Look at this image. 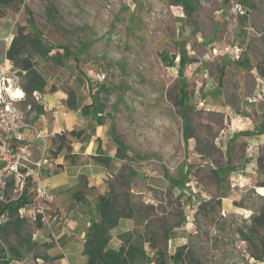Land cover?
<instances>
[{
  "label": "rangeland",
  "instance_id": "1",
  "mask_svg": "<svg viewBox=\"0 0 264 264\" xmlns=\"http://www.w3.org/2000/svg\"><path fill=\"white\" fill-rule=\"evenodd\" d=\"M0 12V53L17 25L31 29L30 18L34 31L54 47L55 60L32 55L45 88L25 95L20 105L29 129L19 142L44 161L41 182L59 183L45 198L37 195L35 182L23 188L31 203L18 211L17 227L0 235V264L2 256L13 264H38L48 248L66 257L53 233L60 209L69 221L77 214L73 220L82 219L65 228L67 249L79 256L96 197L107 193L126 210L127 202L134 222L124 232L129 240L120 233L109 243L142 249L137 264H160L158 253L161 264H172L179 247L188 257L185 264H264V227L254 221L264 207V162L261 168L257 162L264 159V93H246L248 109L234 97L238 83L246 92L253 78L264 84V0H22ZM232 40L244 48H236V63L222 61L212 49L231 48ZM62 48L71 56L63 57ZM58 90L65 96L51 100ZM222 90L228 109L218 101ZM240 114L243 119L236 120ZM41 118L46 126L39 130L34 122ZM57 130L82 133L69 140V160L52 145ZM29 131L36 147L23 140ZM40 132L43 139L36 138ZM95 135L86 155L75 154L76 143ZM98 155L120 160L105 168ZM52 194L55 204L49 202ZM18 196L8 191L1 202ZM7 220L0 216V226ZM9 247L20 257L8 255Z\"/></svg>",
  "mask_w": 264,
  "mask_h": 264
},
{
  "label": "trees",
  "instance_id": "2",
  "mask_svg": "<svg viewBox=\"0 0 264 264\" xmlns=\"http://www.w3.org/2000/svg\"><path fill=\"white\" fill-rule=\"evenodd\" d=\"M19 2L22 0H0V7H6L12 3ZM27 13L30 15V11L26 9ZM0 12V17H1ZM28 25L31 29H27L26 26L17 25L15 33L10 40V43L5 51V59L8 60L13 68L17 70L18 76L23 80L21 86L26 96H32L33 93L42 94L45 88V81L39 72L36 71L34 67V62L32 60V55H38L42 60L46 61L49 59L55 60L50 56L51 51L54 47L47 43L42 35L38 31H34L33 21L30 18ZM60 49V48H58ZM62 50L63 57H70L71 54L64 48ZM76 58V57H74ZM76 62V59H74ZM56 63L60 64L56 60ZM183 63V59L179 58V64ZM71 96L68 95V98ZM70 108H75V106L70 102ZM86 107L81 109V112L85 114ZM97 111V110H96ZM96 115V112H95ZM95 117V116H94ZM80 131L70 130L57 133L52 138V145L56 147V152L60 153L64 151V158L69 160L71 154V144L70 139H78L81 136ZM116 145L120 148L121 144L115 140ZM95 160L97 163L105 168H107L110 162L115 160H120L116 155L110 158L106 156L98 155ZM258 165L261 168V164L264 159L258 158ZM75 199L81 202V199L75 197ZM31 201L28 198L27 192L24 190L22 194L15 200L7 198L6 202H0V216L6 214L8 220L4 225L0 226V235L7 233V227H17L18 223L21 221L17 216L18 211L24 206L30 204ZM128 209H123L122 206L117 205V197L112 193H107L105 195H99L96 197L94 204L95 216L89 220V226L87 227L84 238L82 240L83 250L82 254L86 257L84 264H137V258L142 256L143 250L139 249L135 245L120 246L117 250L109 249L108 244L110 241V230L117 227L118 222L123 219H131L133 212L130 207L125 205ZM38 218H40L38 216ZM257 226L264 227V207L258 212V215L254 218ZM126 236L129 240L128 233L119 235V237ZM261 253H264V236L260 241ZM8 255L15 256L19 258L18 252L9 247L7 250ZM39 258V257H37ZM159 262L163 261L164 256L158 253ZM41 259V258H39ZM172 264H185L188 257L184 251V247H179L174 250L173 255L170 257ZM162 260V261H161ZM2 262L4 264L9 263V259L6 256H2Z\"/></svg>",
  "mask_w": 264,
  "mask_h": 264
},
{
  "label": "built area",
  "instance_id": "3",
  "mask_svg": "<svg viewBox=\"0 0 264 264\" xmlns=\"http://www.w3.org/2000/svg\"><path fill=\"white\" fill-rule=\"evenodd\" d=\"M11 38L12 35H9L3 42L8 46ZM25 97L10 62L4 59L0 64V202L8 191L20 196L29 181L37 183L39 197L47 196L40 178L44 161L32 158L28 147L19 142L21 131L29 129L20 109ZM40 136L36 134V138ZM50 234L53 236L52 232Z\"/></svg>",
  "mask_w": 264,
  "mask_h": 264
},
{
  "label": "crops",
  "instance_id": "4",
  "mask_svg": "<svg viewBox=\"0 0 264 264\" xmlns=\"http://www.w3.org/2000/svg\"><path fill=\"white\" fill-rule=\"evenodd\" d=\"M236 24V23H235ZM236 26V25H235ZM236 28V27H235ZM233 42H234V40H232V44H231V48H230V46H229V44L228 45H226V46H224V47H222L221 48V50L217 53V50L215 49V48H212L214 51H215V55L216 54H222L223 55V58H222V61H227L228 63L229 62H232V63H236V59L238 58V53H237V50H239V49H241L242 50V52H243V50H244V48L242 47V46H240V47H238V46H232L233 45ZM236 48H237V50H236ZM6 49H7V47L4 49V51L3 52H1L0 53V61H3L4 59H5V51H6ZM230 60V61H229ZM227 62H224L225 64H228ZM2 63V62H1ZM0 63V64H1ZM178 65V64H177ZM176 65V66H177ZM232 65V64H231ZM245 65H246V63H245ZM225 67V65L223 66V68ZM239 69V68H238ZM229 70V69H228ZM227 71V70H226ZM224 73V78L223 79H225V77H226V75H225V72H223ZM253 80V85L251 86V90L250 91H248V92H246L244 89H241L240 88V86H239V83L237 84L238 85V89H237V93H235L236 95L234 96L235 97V101H236V98H237V101L239 102V104L238 105H240V106H242L244 109H248V107H247V103L246 102H244V99H246V93H249V96L251 95V96H254V95H258L259 96V94L260 93H264V84L263 83H259L258 81H260V79H252ZM221 92V93H220ZM219 92V97H220V99L218 100V101H220L221 102V104H222V106L224 107V108H229L230 106H229V104H228V101H227V96H228V93H226L224 90H222V91H220ZM58 93L60 94V95H58ZM50 99L51 100H53V101H55L56 99L55 98H53V97H60V98H63L64 96H65V93L64 92H61V91H56V92H54L53 94L52 93H50ZM49 96V95H48ZM49 99V98H48ZM257 101V100H256ZM257 103H258V101H257ZM49 107V110H50V108H52V105H49L48 106ZM222 109V110H224L225 111V109ZM46 107H44V111H45V113H46ZM229 113V112H228ZM57 115H58V113L56 112V113H54V116L57 118ZM65 116H67V115H65ZM226 116V118H230V116L231 115H229V116H227V115H225ZM40 117H42V116H40ZM68 118H69V116H67ZM243 118H241V114H240V116H239V118H236V120H242ZM57 122V121H56ZM56 122H54L53 123V126H56ZM36 125H37V127L39 128V130H40V128H42V129H45V126L46 125H44L43 124V122H42V118L41 119H37L35 122H34V126L36 127ZM34 127V128H35ZM37 132V131H36ZM42 132H43V130H42ZM42 132H40L41 134V136H42ZM59 132V130H57V132L55 131V133H58ZM23 140L25 139V138H27V141L30 143V147L32 148V147H36L38 144H39V142H38V140L37 141H35L36 139H35V136H34V134L31 132V131H29V132H26L25 134H24V132H23ZM43 139V138H42ZM94 140H96V135L95 136H91L90 138H88L86 141H84V142H80V143H76V146H75V154H78V155H86V153L88 152V149H92V147H93V145H94V143H93V141ZM246 139H241V141H242V143L244 144V143H246V141H245ZM252 141L254 142V141H256V139L255 138H253L252 139ZM31 142H32V144H31ZM248 142V141H247ZM258 142V141H257ZM257 142H255V143H252V142H248L247 144H248V146L251 144V146H254V145H257L258 143ZM251 146L249 147L250 149H246L245 150V152H246V154H248V152H250L251 151ZM80 147V148H79ZM53 179V178H52ZM52 179L50 178V179H48V180H45V183L42 181L41 183H42V186H44L45 188H46V190H47V193L49 192V190H53V188H54V186H57V184H59V183H57L55 180L54 181H52ZM56 195V194H55ZM55 195L54 194H52L51 196H49L50 197V204H53L54 203V201H53V199H54V197H55ZM81 202H79V204H80ZM55 204V203H54ZM57 205V204H56ZM57 206H61V205H57ZM59 213L55 216V219H56V217H57V221H55L54 222V227H53V233L56 235H54V237H56L57 239H62V247L63 248H61V247H59L58 249L59 250H64V251H67V255H66V257H56V255L58 254V253H54L52 250H53V248H48V250H47V257H44V258H41V259H39V258H37L36 259V262L38 263V264H67V263H70V264H84L85 263V261H86V257L82 254V250H80V254H79V256H75V255H73V253H71L72 251L71 250H68L67 249V246L70 244V242H69V240H70V238H68V236H67V231H66V229L65 228H67L68 226H71V223L72 222H76L77 223V221L79 222V223H81L82 222V219H80V216H79V219H77V221L75 220H73V217H75V216H77V215H74L73 217H72V220L71 221H69L71 218H70V216H68V218L69 219H67V215H69V213H65V211L63 210V209H60L59 211H58ZM72 215V214H71ZM68 221H69V223H68ZM64 224H66V227L64 226ZM82 224V223H81ZM74 225H75V223H74ZM89 226V224L87 223L86 224V229H87V227ZM133 227H134V222L132 221V220H129V219H122V220H120L119 221V223H118V225H117V227L116 228H114V229H112V230H110V237L112 238V241L113 240H115L116 239V236L118 235V234H120V233H124V232H127V231H129V230H131V229H133ZM84 233L85 232H81V234H80V239L81 240H83V237H84ZM67 236V237H66ZM66 238H68V239H66ZM64 241L67 243L66 245H65V243H64ZM81 246V245H80ZM82 247V246H81ZM108 248L109 249H113V250H117L118 249V245H117V243H109L108 244ZM54 249H56V248H54ZM46 258V259H45ZM52 260V262H51V260ZM46 260V261H45ZM9 264H13V262H10Z\"/></svg>",
  "mask_w": 264,
  "mask_h": 264
}]
</instances>
